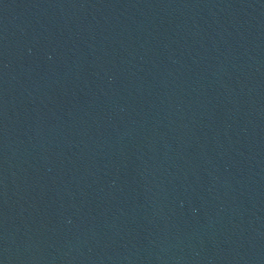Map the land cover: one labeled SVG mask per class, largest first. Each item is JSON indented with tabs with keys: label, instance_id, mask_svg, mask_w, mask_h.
<instances>
[{
	"label": "water",
	"instance_id": "95a60500",
	"mask_svg": "<svg viewBox=\"0 0 264 264\" xmlns=\"http://www.w3.org/2000/svg\"><path fill=\"white\" fill-rule=\"evenodd\" d=\"M0 264H264V0H0Z\"/></svg>",
	"mask_w": 264,
	"mask_h": 264
}]
</instances>
